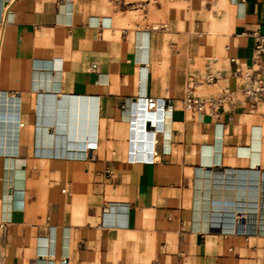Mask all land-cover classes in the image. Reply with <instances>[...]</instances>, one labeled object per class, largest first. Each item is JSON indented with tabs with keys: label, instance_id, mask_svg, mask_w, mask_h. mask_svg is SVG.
<instances>
[{
	"label": "crops",
	"instance_id": "crops-1",
	"mask_svg": "<svg viewBox=\"0 0 264 264\" xmlns=\"http://www.w3.org/2000/svg\"><path fill=\"white\" fill-rule=\"evenodd\" d=\"M186 6L150 5V20ZM213 6L215 86L230 57L252 64L264 0ZM138 9L0 0V264H264V96L187 118L185 90L157 76L172 36L134 29ZM137 95L166 99L171 119L133 123Z\"/></svg>",
	"mask_w": 264,
	"mask_h": 264
},
{
	"label": "rangeland",
	"instance_id": "rangeland-1",
	"mask_svg": "<svg viewBox=\"0 0 264 264\" xmlns=\"http://www.w3.org/2000/svg\"><path fill=\"white\" fill-rule=\"evenodd\" d=\"M169 1L171 0H159L158 4H151V6L160 10L162 9V3ZM186 1L187 6L185 8L181 10L175 7L171 8L166 14L158 18L159 20L157 22L166 23L168 30H150L153 25L149 17L150 5L142 6V8H139L140 10L138 9V19L135 21L133 28L135 29V26L139 25L141 28H148L155 36H163L165 34H170L172 36V40L169 44L172 56L164 65V69L160 75H157L162 79L165 89L171 90L178 85L180 90L186 91L188 85L193 83L195 95L200 98H213L218 95L221 89L226 87L235 88L238 85L235 79L229 78V73H227L229 81H221L215 86L211 85L212 83H207L205 80L207 70H211L212 73L218 71L222 73L225 71L224 64L221 61V55L227 60L226 55H224L225 40L221 37L220 41H218L219 37L210 34L208 31V13H212L213 16L219 17L221 16V11H218L213 6L214 0ZM111 9H114L112 3ZM179 17H181L183 21L182 29H180L178 25ZM219 51L222 53L220 54ZM208 64L211 67L210 69H206ZM220 77L221 76H219L218 79ZM185 84L187 86H185ZM171 95L172 94H170V96ZM185 113L187 118L191 116L190 112L185 111ZM259 257H261L260 260L264 263V254H260ZM145 258L146 255H144L143 258H139L136 262L138 264H149Z\"/></svg>",
	"mask_w": 264,
	"mask_h": 264
},
{
	"label": "built area",
	"instance_id": "built-area-1",
	"mask_svg": "<svg viewBox=\"0 0 264 264\" xmlns=\"http://www.w3.org/2000/svg\"><path fill=\"white\" fill-rule=\"evenodd\" d=\"M116 6H128V7H138L146 6L150 3L158 4L159 0H137V1H128L124 0H111ZM152 30H165L167 29L166 23H157L151 27ZM230 61L233 63V69L231 71V77L235 79L238 83L235 88H223L220 90L218 95L213 98L204 99L194 94L193 83L188 85V88L185 91L183 98V109L186 112L194 113H215V109L218 106L226 105L230 106H244L247 109H253L256 103L261 100L264 96V79L259 76V74L264 73V37L260 35H255L254 43V55L252 57V64L250 66H244L238 63L234 57H230ZM90 69L96 71V64H91ZM218 79L216 73H212L207 70L206 73V82L214 83ZM143 100L144 107L149 111H162L164 108L167 109L171 105L163 100L161 107L158 105V98L144 95L141 97H133L132 103L140 102ZM124 109V107H123ZM94 148H90L93 150ZM151 159L148 163L154 162V146H151ZM88 159H93L91 154L87 155ZM127 162H137V159H134L127 155ZM106 176L112 175L111 169L105 170Z\"/></svg>",
	"mask_w": 264,
	"mask_h": 264
},
{
	"label": "bare ground",
	"instance_id": "bare-ground-1",
	"mask_svg": "<svg viewBox=\"0 0 264 264\" xmlns=\"http://www.w3.org/2000/svg\"><path fill=\"white\" fill-rule=\"evenodd\" d=\"M176 1V0H173ZM172 0L170 2H173ZM152 3L148 4L151 5ZM154 5V4H152ZM217 76L219 77L220 75L218 73H216ZM144 95H137L136 97H143ZM135 97V98H136ZM133 101V100H132ZM163 102V99H158V105L161 107ZM132 122L134 123V120L136 119V117L134 115L139 116L140 118V123L143 124L144 126V121H146L147 123H149V125H153L154 128H158L160 127V122H166L167 121V114L169 112V119H171V115H170V107H168L167 109H163L162 111H158V114L156 111L152 112L147 110L144 107V103L143 100L141 99L140 102H136V103H132ZM135 118V119H134ZM160 130V129H159Z\"/></svg>",
	"mask_w": 264,
	"mask_h": 264
}]
</instances>
